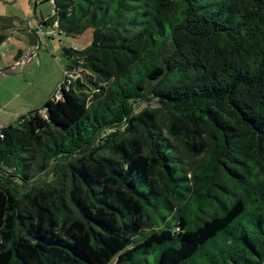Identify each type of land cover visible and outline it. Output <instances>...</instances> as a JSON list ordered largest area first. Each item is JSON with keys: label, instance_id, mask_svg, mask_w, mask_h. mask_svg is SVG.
Listing matches in <instances>:
<instances>
[{"label": "trees", "instance_id": "obj_1", "mask_svg": "<svg viewBox=\"0 0 264 264\" xmlns=\"http://www.w3.org/2000/svg\"><path fill=\"white\" fill-rule=\"evenodd\" d=\"M50 2L93 42L0 128V264L263 263L264 0Z\"/></svg>", "mask_w": 264, "mask_h": 264}, {"label": "rangeland", "instance_id": "obj_2", "mask_svg": "<svg viewBox=\"0 0 264 264\" xmlns=\"http://www.w3.org/2000/svg\"><path fill=\"white\" fill-rule=\"evenodd\" d=\"M53 15L50 0H0V27L9 26L0 45V128L58 98L67 66L63 48L82 50L93 42L92 28L71 36L40 24Z\"/></svg>", "mask_w": 264, "mask_h": 264}, {"label": "water", "instance_id": "obj_3", "mask_svg": "<svg viewBox=\"0 0 264 264\" xmlns=\"http://www.w3.org/2000/svg\"><path fill=\"white\" fill-rule=\"evenodd\" d=\"M264 263V262H263ZM263 263H261V264H263Z\"/></svg>", "mask_w": 264, "mask_h": 264}, {"label": "bare ground", "instance_id": "obj_4", "mask_svg": "<svg viewBox=\"0 0 264 264\" xmlns=\"http://www.w3.org/2000/svg\"><path fill=\"white\" fill-rule=\"evenodd\" d=\"M264 264V263H263Z\"/></svg>", "mask_w": 264, "mask_h": 264}]
</instances>
